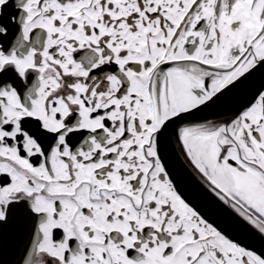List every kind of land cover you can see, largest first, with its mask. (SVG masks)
I'll use <instances>...</instances> for the list:
<instances>
[{
	"label": "snow or ice",
	"instance_id": "obj_1",
	"mask_svg": "<svg viewBox=\"0 0 264 264\" xmlns=\"http://www.w3.org/2000/svg\"><path fill=\"white\" fill-rule=\"evenodd\" d=\"M0 264H264V0H0Z\"/></svg>",
	"mask_w": 264,
	"mask_h": 264
}]
</instances>
